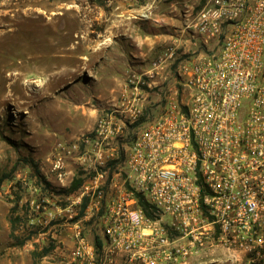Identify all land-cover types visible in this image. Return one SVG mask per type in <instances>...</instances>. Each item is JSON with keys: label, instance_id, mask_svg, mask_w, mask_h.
Masks as SVG:
<instances>
[{"label": "built area", "instance_id": "obj_1", "mask_svg": "<svg viewBox=\"0 0 264 264\" xmlns=\"http://www.w3.org/2000/svg\"><path fill=\"white\" fill-rule=\"evenodd\" d=\"M195 3L184 23L205 53L175 63L174 87L151 103L162 60L131 73L94 129L52 153L62 186L70 159L89 173L66 198L86 204L69 264H187L220 248L264 259V0Z\"/></svg>", "mask_w": 264, "mask_h": 264}, {"label": "rangeland", "instance_id": "obj_2", "mask_svg": "<svg viewBox=\"0 0 264 264\" xmlns=\"http://www.w3.org/2000/svg\"><path fill=\"white\" fill-rule=\"evenodd\" d=\"M144 3L0 0V264H69L79 210L66 198L79 192L89 173L70 159L62 186L51 171V156L60 143L72 148L108 110H100L105 87L97 53L106 43L99 40L119 33L126 25L117 20L138 15ZM126 9L135 11L125 16ZM125 83L117 85L118 93ZM74 186L75 193H64ZM84 225L92 242L94 231ZM227 254L232 261L264 264Z\"/></svg>", "mask_w": 264, "mask_h": 264}, {"label": "crops", "instance_id": "obj_3", "mask_svg": "<svg viewBox=\"0 0 264 264\" xmlns=\"http://www.w3.org/2000/svg\"><path fill=\"white\" fill-rule=\"evenodd\" d=\"M184 3L192 4V0H145L141 9H137L138 15H131L133 18L130 20H117L119 25L124 24L126 27H121L119 33L113 31L111 38H107L110 40H99L101 46L106 43V48L99 52L100 56L97 53L99 57L97 59L100 60L102 67L98 77L105 87L100 95L101 111L111 109L116 103L119 96L117 85L126 81L131 73L138 76L151 70L154 62L162 60L159 75L150 83L153 89L149 93L151 103L159 102L163 88L175 85L172 78L175 63L180 59L204 55L205 50L201 48L198 36L192 28H186L184 18L180 14ZM133 11L135 9H126L122 14L127 16ZM140 22L145 23L142 26ZM152 23L158 27L157 32L152 30L154 29ZM170 48L173 49V58L165 56ZM106 52H109L110 57H107L109 55ZM187 264L248 263L245 260L239 262L230 260L229 254L220 248L195 256Z\"/></svg>", "mask_w": 264, "mask_h": 264}, {"label": "trees", "instance_id": "obj_4", "mask_svg": "<svg viewBox=\"0 0 264 264\" xmlns=\"http://www.w3.org/2000/svg\"><path fill=\"white\" fill-rule=\"evenodd\" d=\"M31 163H33L32 160H31ZM35 168H36V167H35ZM35 171H36V175L38 176V178H39L40 180L44 181V178L41 176V173H40L39 169L36 168ZM46 185H47V186H50L48 183H46ZM75 189H76V186H74L72 189H70V191H64V193H66L67 195H71V194H73V193L76 192ZM141 204L144 205L145 202H144V201H141ZM85 207H86V204H84V205L82 206L79 215L76 216V218L74 219V221H77V220L80 219V217H81V216L83 215V213H84V209H85ZM95 242L97 243V246L100 245V241L98 240L97 237H95ZM47 253H48V250L44 252V255L47 254Z\"/></svg>", "mask_w": 264, "mask_h": 264}]
</instances>
